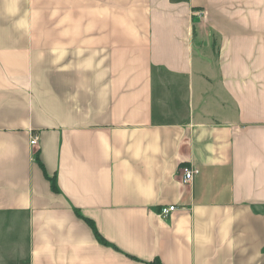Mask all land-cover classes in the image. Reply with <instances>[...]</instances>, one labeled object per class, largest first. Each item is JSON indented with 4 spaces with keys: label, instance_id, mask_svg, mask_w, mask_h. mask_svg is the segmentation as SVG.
I'll return each mask as SVG.
<instances>
[{
    "label": "crops",
    "instance_id": "crops-1",
    "mask_svg": "<svg viewBox=\"0 0 264 264\" xmlns=\"http://www.w3.org/2000/svg\"><path fill=\"white\" fill-rule=\"evenodd\" d=\"M0 226V264H264V0H0Z\"/></svg>",
    "mask_w": 264,
    "mask_h": 264
},
{
    "label": "built area",
    "instance_id": "built-area-1",
    "mask_svg": "<svg viewBox=\"0 0 264 264\" xmlns=\"http://www.w3.org/2000/svg\"><path fill=\"white\" fill-rule=\"evenodd\" d=\"M38 136L35 135L31 138V145L32 146H36L37 143H38ZM181 183L182 185L184 186H190L192 185L194 179H195V176L197 174V171L194 169V167L192 166H184L181 168ZM177 208L175 206H170V207H166V208H163L161 209L160 211V215L163 217V218H166L168 217L172 212H174Z\"/></svg>",
    "mask_w": 264,
    "mask_h": 264
},
{
    "label": "rangeland",
    "instance_id": "rangeland-1",
    "mask_svg": "<svg viewBox=\"0 0 264 264\" xmlns=\"http://www.w3.org/2000/svg\"><path fill=\"white\" fill-rule=\"evenodd\" d=\"M10 238H11L10 232H7L5 229H3L0 226V245H2V246H0V257H2L3 255L7 256V254H5V253H8L9 249L7 247H5V245H7L9 243Z\"/></svg>",
    "mask_w": 264,
    "mask_h": 264
},
{
    "label": "trees",
    "instance_id": "trees-1",
    "mask_svg": "<svg viewBox=\"0 0 264 264\" xmlns=\"http://www.w3.org/2000/svg\"><path fill=\"white\" fill-rule=\"evenodd\" d=\"M91 226H93V224L91 223ZM156 264H160V263H156Z\"/></svg>",
    "mask_w": 264,
    "mask_h": 264
}]
</instances>
